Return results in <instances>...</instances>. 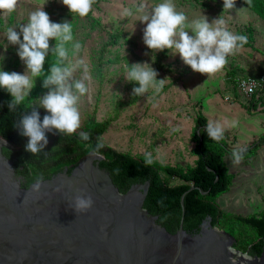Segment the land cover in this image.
<instances>
[{
	"label": "rangeland",
	"instance_id": "rangeland-1",
	"mask_svg": "<svg viewBox=\"0 0 264 264\" xmlns=\"http://www.w3.org/2000/svg\"><path fill=\"white\" fill-rule=\"evenodd\" d=\"M160 2L162 0H95L92 11L78 19L62 0H18L14 12L0 11V70L20 74L27 71L17 54L19 45L7 41L6 30L25 24L31 12L43 8L52 22H71L73 40L82 48L73 54L72 44L66 45L69 60L74 63L83 59L90 75L86 82L88 92L79 103L81 126L78 130L82 131L89 118L108 121L107 130L99 139L102 143L132 156L150 154L152 160L161 164L188 168L197 158L192 153L196 144L193 129L195 117L201 112L208 123L218 122L228 132L223 162L232 180L228 190L214 199L215 203L225 212L259 215L264 211V145L239 163L234 162L232 152L264 135V106L248 110L247 99L240 97L233 78L264 75V21L241 0H235V7L230 11H224L223 0H207L209 7H200L195 0H174L176 9L188 17V23L204 16L212 23L222 15L227 29L235 34L248 27L253 29V47H242L229 55L228 63L217 73L201 74L184 64L179 53L173 54L170 49L154 52L144 44L143 30L147 22L140 21L139 17L150 13ZM140 5H144L143 12L137 11ZM251 5L259 6L254 1ZM125 9H130L133 15L125 16ZM15 30L20 31L18 26ZM113 33L120 39L116 44H108L113 40ZM49 43L54 47L56 41L50 38ZM56 59L50 52L44 64L45 73ZM137 62H147L158 72L157 79H165L160 93L149 88L142 96L132 94L139 84L125 79V66ZM82 72L78 69L74 78H80ZM42 83L43 75L35 78L34 87L25 100L49 114L38 105L39 97L49 90ZM1 89L12 97L6 89ZM216 226L232 231L233 237L249 232L248 228L236 224Z\"/></svg>",
	"mask_w": 264,
	"mask_h": 264
},
{
	"label": "water",
	"instance_id": "water-1",
	"mask_svg": "<svg viewBox=\"0 0 264 264\" xmlns=\"http://www.w3.org/2000/svg\"><path fill=\"white\" fill-rule=\"evenodd\" d=\"M3 147L11 145L0 137V264H264L262 237L242 252L210 216L183 229L182 208L177 230L169 232L143 206L149 181L121 192L97 152L33 191L35 182L22 187ZM78 194L93 198L87 212L70 206Z\"/></svg>",
	"mask_w": 264,
	"mask_h": 264
},
{
	"label": "clouds",
	"instance_id": "clouds-1",
	"mask_svg": "<svg viewBox=\"0 0 264 264\" xmlns=\"http://www.w3.org/2000/svg\"><path fill=\"white\" fill-rule=\"evenodd\" d=\"M246 2L250 4L251 0ZM62 3L68 7L71 14L84 17L92 11L95 0H62ZM17 4L18 0H0V11L12 13ZM234 7L235 0H223L224 11H230ZM143 8L144 5H140L137 11L143 12ZM124 14L132 16L133 12L125 9ZM139 20L147 22L143 30V42L148 49L154 52L170 49L173 54L179 53L184 64L201 74L211 75L222 70L228 63V56L235 54L248 43L246 35L235 34L227 29L226 20L222 15L212 23H209L205 16L188 23V17L183 11L176 9L174 0H162L150 13L141 15ZM17 26L19 32L15 30ZM6 38L10 44L19 45L17 54L27 66L24 74L0 70V88L6 89L12 96V100L8 102L9 111H15L29 96L35 78L43 75L42 86L49 89L39 97L38 103L39 107L46 109L49 114L44 115L41 120L37 107L32 105L31 111L24 112L15 122L20 134L29 138L25 150L32 155L43 152L47 158L45 146L49 141L46 133L72 135L81 126L79 103L88 92L86 82L90 80L89 69L83 59L74 63L69 60V48L66 45L72 44L73 54L79 53L82 45L73 40L71 22H52L43 8L31 12L25 24L9 27L6 30ZM50 38L56 41L54 47H50ZM50 52L57 59L45 73L44 64ZM155 59L153 55L152 61L155 62ZM78 69L83 70L82 75L80 78H74ZM157 76L158 72L147 62L131 65L128 63L125 66V79L139 84L132 90L134 96H142L149 88L154 89L157 94L160 93L165 86V79H157ZM204 131L210 139L220 141L224 138L225 128L218 122H209ZM79 138L88 141L90 134L80 132ZM103 147L98 141L93 151L99 152ZM245 152L244 147L233 149L234 162L239 163ZM151 163V155L145 154V164ZM44 182V175H37L32 190L39 191ZM93 203L90 195L78 194L70 206L76 213H83L91 209Z\"/></svg>",
	"mask_w": 264,
	"mask_h": 264
},
{
	"label": "trees",
	"instance_id": "trees-1",
	"mask_svg": "<svg viewBox=\"0 0 264 264\" xmlns=\"http://www.w3.org/2000/svg\"><path fill=\"white\" fill-rule=\"evenodd\" d=\"M195 1L200 7H209L207 0ZM241 1L264 21V0H251L259 5L258 8L251 3L248 4L246 0ZM74 15L78 19L81 18ZM239 34L248 37V43L243 47H253L255 38L251 27ZM111 38L113 40L108 41V44H116L120 39L117 33L111 34ZM237 79L233 78L235 86H237ZM245 99H247L245 107L250 111L264 106V80L262 86ZM11 100L12 97L0 88V137L11 145V148L3 147L2 151L7 158L13 160L16 175L20 177L22 187H28L35 182V177L41 173L46 179L63 167L73 168L81 157L93 151L98 141L102 143L99 140L100 136L108 127V121L97 122L89 118L85 121L82 131L77 130L72 135L48 132L46 135L49 142L45 146V151L48 152L47 158L43 152L32 155L25 150L29 138L22 136L19 128L15 126V122L24 112L31 111V104L29 100H24L15 111H9L8 102ZM37 110L42 120L47 113L39 108ZM207 123L206 117L199 112L194 120L193 136L196 144L192 149V153L197 158L191 167L161 164L156 160L146 165L145 156H132L104 143H102L104 147L97 152L103 157L98 165L110 173L114 184L121 192H125L134 183H143L148 180L149 188L143 206L150 214L157 215V223L169 232L174 233L177 230L183 208V229L195 226L200 216H210L213 224L221 225V227L236 224L248 228L249 232L234 235L235 248L246 252L249 244L254 240L262 237L264 241V211L259 215L245 216L225 212L215 203L214 199L228 190L232 180V175L223 162V148L226 146L228 132L225 130L222 140L214 141L204 131ZM80 132L89 133L90 139L82 141L79 138ZM263 145L264 135L244 147L246 148L244 157L256 152ZM181 196H183V205L180 201ZM228 233L232 235V231L228 230Z\"/></svg>",
	"mask_w": 264,
	"mask_h": 264
},
{
	"label": "built area",
	"instance_id": "built-area-1",
	"mask_svg": "<svg viewBox=\"0 0 264 264\" xmlns=\"http://www.w3.org/2000/svg\"><path fill=\"white\" fill-rule=\"evenodd\" d=\"M264 76L261 77H251L244 76L237 79V88L240 97H250L260 86H262V81ZM260 93V92H259ZM259 93H257L259 96Z\"/></svg>",
	"mask_w": 264,
	"mask_h": 264
}]
</instances>
